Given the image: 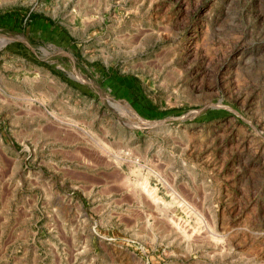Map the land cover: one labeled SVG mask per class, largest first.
Returning <instances> with one entry per match:
<instances>
[{
	"label": "rangeland",
	"instance_id": "374dc122",
	"mask_svg": "<svg viewBox=\"0 0 264 264\" xmlns=\"http://www.w3.org/2000/svg\"><path fill=\"white\" fill-rule=\"evenodd\" d=\"M0 41V264H264V0H0Z\"/></svg>",
	"mask_w": 264,
	"mask_h": 264
},
{
	"label": "crops",
	"instance_id": "0c3cea01",
	"mask_svg": "<svg viewBox=\"0 0 264 264\" xmlns=\"http://www.w3.org/2000/svg\"><path fill=\"white\" fill-rule=\"evenodd\" d=\"M67 38H68V36H67ZM68 40H69V38H68ZM24 46L22 45V43H20V42H15L14 43V47H8V46H5L4 47V51L6 52V53H8V54H11V55H16V56H24V57H26V54H25V52H24ZM81 59V58H80ZM82 60H83V58H82ZM84 62H86L85 60H83ZM54 73H56V74H58V75H60L61 74V72H59L58 70H52ZM83 94H85V93H83ZM96 94H97V96L99 97V93L98 92H96ZM96 178H98L99 179V174L98 173H96V174H93L92 175V177H91V179L93 180V179H96ZM97 184H99V183H97ZM85 193L87 194V195H93L94 196V198H95V200L97 201V202H99V187H94V183L93 182H91L89 185H88V188H87V190H85Z\"/></svg>",
	"mask_w": 264,
	"mask_h": 264
},
{
	"label": "trees",
	"instance_id": "16d2710c",
	"mask_svg": "<svg viewBox=\"0 0 264 264\" xmlns=\"http://www.w3.org/2000/svg\"><path fill=\"white\" fill-rule=\"evenodd\" d=\"M130 83H131V87L130 88L133 89V87H135L136 84H138V79L136 77L132 76V77H130ZM132 95H137V92L135 94L133 93ZM134 98H135L136 101L139 100V99H137V96H134ZM134 98H133V100H134ZM145 107L150 108V105L145 104Z\"/></svg>",
	"mask_w": 264,
	"mask_h": 264
},
{
	"label": "bare ground",
	"instance_id": "6f19581e",
	"mask_svg": "<svg viewBox=\"0 0 264 264\" xmlns=\"http://www.w3.org/2000/svg\"><path fill=\"white\" fill-rule=\"evenodd\" d=\"M1 41H2V40H1ZM1 41H0V42H1ZM114 108H115V107H114ZM118 109H119V108H118Z\"/></svg>",
	"mask_w": 264,
	"mask_h": 264
}]
</instances>
